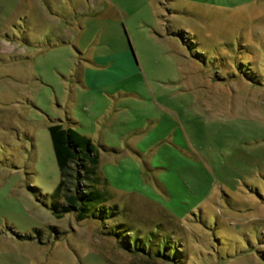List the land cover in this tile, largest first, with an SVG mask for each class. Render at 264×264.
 Masks as SVG:
<instances>
[{
  "label": "rangeland",
  "instance_id": "obj_1",
  "mask_svg": "<svg viewBox=\"0 0 264 264\" xmlns=\"http://www.w3.org/2000/svg\"><path fill=\"white\" fill-rule=\"evenodd\" d=\"M67 115L147 252L50 211ZM0 264H264V0H0Z\"/></svg>",
  "mask_w": 264,
  "mask_h": 264
},
{
  "label": "trees",
  "instance_id": "obj_2",
  "mask_svg": "<svg viewBox=\"0 0 264 264\" xmlns=\"http://www.w3.org/2000/svg\"><path fill=\"white\" fill-rule=\"evenodd\" d=\"M66 120V125L59 120L58 122H51L47 126L55 161L61 176L54 190V194H57L59 198L56 202L51 203L50 211L58 218L69 212L75 213L77 221L93 218L101 222L100 227L102 228L98 233L102 236H110L120 242L122 249L127 253L147 252L138 235L136 243L131 244L128 228L117 218L118 207L106 205V199L102 198V192L94 183V180L98 179L96 169L99 163V153L92 140L73 129L76 123L68 115ZM72 165L76 172H84L87 183L82 190L77 188L73 193L62 195L68 169Z\"/></svg>",
  "mask_w": 264,
  "mask_h": 264
},
{
  "label": "crops",
  "instance_id": "obj_3",
  "mask_svg": "<svg viewBox=\"0 0 264 264\" xmlns=\"http://www.w3.org/2000/svg\"><path fill=\"white\" fill-rule=\"evenodd\" d=\"M76 123V122H75ZM77 124V123H76ZM76 124H74V125H76ZM85 135V134H84ZM89 137V136H88ZM91 140H92V138L91 137H89ZM92 143H93V145H94V142L92 141ZM94 147H95V145H94ZM106 148H108V147H106ZM98 151V150H97ZM99 153V152H98Z\"/></svg>",
  "mask_w": 264,
  "mask_h": 264
}]
</instances>
